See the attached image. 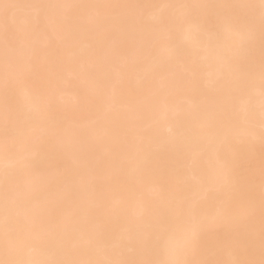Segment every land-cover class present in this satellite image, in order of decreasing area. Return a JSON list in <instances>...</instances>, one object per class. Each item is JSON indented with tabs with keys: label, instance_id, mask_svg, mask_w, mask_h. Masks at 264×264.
Instances as JSON below:
<instances>
[{
	"label": "snow or ice",
	"instance_id": "1",
	"mask_svg": "<svg viewBox=\"0 0 264 264\" xmlns=\"http://www.w3.org/2000/svg\"><path fill=\"white\" fill-rule=\"evenodd\" d=\"M0 264H264V0H0Z\"/></svg>",
	"mask_w": 264,
	"mask_h": 264
}]
</instances>
